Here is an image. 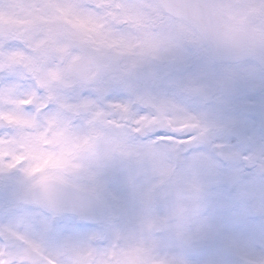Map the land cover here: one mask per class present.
I'll use <instances>...</instances> for the list:
<instances>
[{
    "label": "rangeland",
    "instance_id": "rangeland-1",
    "mask_svg": "<svg viewBox=\"0 0 264 264\" xmlns=\"http://www.w3.org/2000/svg\"><path fill=\"white\" fill-rule=\"evenodd\" d=\"M119 2L136 5L149 3L152 0H119ZM27 3L29 0H0V20L5 15L11 19L8 24L26 25L30 19L25 7ZM250 17L241 22L247 25ZM156 35L170 36L167 32ZM172 39L175 43V39L170 36L167 43L161 45L162 48H160L166 52H163L161 56L162 52L159 48L155 62L149 59L150 56L135 62L121 61L118 65L106 67L96 82L85 87L74 86L64 90L69 104L86 105L74 121V126L80 134H84V128L87 132L95 128L104 133L103 129L107 128V125L103 121L89 125V121L96 120L94 114L96 111L112 112L117 119L135 120L139 116L148 115L137 107L140 101L149 98L153 102L162 104V83L166 74L164 66L174 56L185 55L183 53L179 55L178 51L170 49L173 44ZM20 49V42H12L8 45L9 51ZM246 65H250L249 61ZM152 66L160 74L153 84H143L135 80L134 69ZM182 70H174L172 74ZM18 75H20L18 72L6 73L0 70L2 83L0 88L17 86L20 95L27 94L31 89L18 84ZM18 79L28 82L21 75ZM174 87L172 86L169 90L173 98ZM129 100L131 102L135 100L134 107ZM121 109H127V113H121ZM78 119L81 122H78ZM4 127L0 125V136L7 135ZM104 136L105 133L101 137ZM175 139L171 136L165 138L164 135L152 138L154 142L168 144ZM185 139L187 140L186 149L191 148L192 156L185 160V166L177 177L172 173L176 162L168 151V146L145 147L141 143H128L122 125L119 130L111 133L108 140V142L115 140L119 145L114 150L100 151L96 147L98 139L91 149L79 153L76 160L81 167L77 170L76 178L63 174L62 183L90 192L103 202L106 210L100 223L104 226V232L100 236L89 230L98 231L101 229L100 225L90 226L79 222L74 216L56 215L42 207L22 208L24 206L17 201V192H25L35 185L37 178L34 179L26 174L27 165L12 168L0 165V177L4 182L3 185L0 183V190H2L0 231L21 235L27 239V242L40 244L46 259L53 258L54 264H63L70 254L76 253L82 247H91L85 242L87 234L90 243L96 240L99 242L93 248H107L115 239L122 240L121 244L111 247L123 251L139 237L141 228L150 221L174 215L181 204H186L195 205L197 211L185 219L189 222L196 219L200 221L199 238L186 249L182 256L187 264H233L234 259L238 258L237 247L248 251H257L264 247V230L250 217L252 211H248L252 207L259 206L261 217L264 215V203H259L262 201L259 196L264 198V179L257 178L264 171L261 168L264 164V150L255 153L258 157L257 167L245 172L240 168L232 167L238 163L234 159L233 165L223 168L227 161L224 163L222 160L219 161V158L215 159L216 157L199 151V144L205 145V141L192 136ZM234 149L240 151L239 156L250 157L252 154V151L250 152L245 146L238 145ZM219 157L227 160L228 154L224 153ZM120 161L122 164H119ZM157 177L158 181H156ZM259 180L263 183L260 184ZM158 182V185L151 186ZM174 185H178V189ZM193 185L198 190H194ZM230 187H234L231 195L228 190ZM46 220L50 222L51 227H48ZM111 224H120L122 227L120 236ZM24 242L0 245V250L5 251L4 249L8 248L9 254L16 258L18 252L22 251L21 245ZM233 243L236 247L231 246ZM229 247L232 248L231 252Z\"/></svg>",
    "mask_w": 264,
    "mask_h": 264
},
{
    "label": "snow or ice",
    "instance_id": "snow-or-ice-1",
    "mask_svg": "<svg viewBox=\"0 0 264 264\" xmlns=\"http://www.w3.org/2000/svg\"><path fill=\"white\" fill-rule=\"evenodd\" d=\"M162 6L177 17L196 21L218 18L225 24L264 15V0L250 3L242 0H162ZM25 7L30 17L26 25L0 22V70L18 72L32 85V90L25 95L19 94L17 86L0 88V125L5 126L7 133L0 136V165L8 168L27 165L26 174L37 178L36 186L46 190L54 183L63 182L64 172L77 171L81 165L76 157L91 149L104 134L95 128L87 134L78 132L74 120L86 105L69 104L64 90L89 85L106 67L118 65L123 57L156 55L170 36L158 37L148 30L151 18L140 4L130 5L119 0H29ZM12 42H20L23 47L9 51L8 45ZM121 113L126 114L127 109H121ZM94 114L96 120L89 121L90 126L103 121L107 128L119 130L122 125L135 136L146 131L133 123L140 119H146L147 124L176 126L179 130L190 131L194 137L207 132L197 116L179 109L169 111L163 106L135 120L117 119L109 111ZM9 116L12 118H7ZM261 168L264 170V164ZM192 188L198 190L195 185ZM196 211L195 205L181 204L174 216L183 220ZM160 222L150 221L142 227L139 237L123 251L111 246L104 248L105 264H128L130 258L135 264H176L174 257L155 260L156 244L144 235L145 230L157 229ZM176 228L182 236L179 223ZM23 245L19 252L22 264L23 261L38 264L32 253L45 259L47 264H54L45 258L40 244L25 241ZM231 246L236 247L234 243ZM97 250L80 248L75 253V264H88ZM237 252L242 264H264V257H255L238 247Z\"/></svg>",
    "mask_w": 264,
    "mask_h": 264
},
{
    "label": "flooded vegetation",
    "instance_id": "flooded-vegetation-1",
    "mask_svg": "<svg viewBox=\"0 0 264 264\" xmlns=\"http://www.w3.org/2000/svg\"><path fill=\"white\" fill-rule=\"evenodd\" d=\"M186 40L191 46H195V42H197L191 38H186ZM202 48L204 49L203 46H198L200 54H202ZM182 61L187 63L190 59L185 56V60ZM201 62L202 59L197 64L200 66ZM195 63L194 59L193 65ZM188 66L191 67L192 63ZM171 67L170 72L173 71L175 64L172 63ZM194 74L193 77L182 74L183 77L181 75H175L172 78L166 76V84L174 83L178 85L185 98L192 102L191 106H185L169 99H166L161 106L169 111L179 109L190 115L197 116L202 125L207 128V132L203 136L208 143H219L215 145L219 150L231 149L234 143H239L233 137V133L235 136L245 133L246 137L247 135L258 133V119L256 116L247 111L238 121H234V114L235 111L241 112L243 106L257 107L264 110V73L259 68H238L231 64L221 63L201 66L197 68ZM234 81L236 84L241 85L242 90L236 97L229 98L225 94L223 84H227L226 90L232 92ZM192 82L198 84L195 87L198 90H194L195 88L190 86ZM151 112H148V114ZM174 129L176 133H179L177 127ZM256 142L258 146L252 147L249 145L247 138L245 146L248 149H264V137L262 135L261 142L258 140Z\"/></svg>",
    "mask_w": 264,
    "mask_h": 264
},
{
    "label": "clouds",
    "instance_id": "clouds-1",
    "mask_svg": "<svg viewBox=\"0 0 264 264\" xmlns=\"http://www.w3.org/2000/svg\"><path fill=\"white\" fill-rule=\"evenodd\" d=\"M179 2V0H177ZM218 2H229V0H218ZM244 3L258 2V0H242ZM142 5L143 12L150 17L148 30L154 34L167 32L173 38H191L198 42H211L217 44L214 28L218 26L221 21L218 18H213L211 20H201L196 21L189 17H177L171 15L164 10L162 6V0H152L149 3H143ZM151 5V7L149 6ZM122 29H125V26H120ZM249 30L264 32V15H253L250 17V22L247 24ZM127 30V29H125ZM138 34V33H133ZM167 43V41L165 42ZM139 52V50H137ZM159 49L157 50V53ZM149 56L140 54L134 56L123 57L122 61L135 62L139 59H144ZM43 92L42 89H38ZM138 127H144L147 124L146 119H140L133 121ZM178 126V125H177ZM105 136L101 137L97 141L96 147L100 151H112L118 147L115 140L108 142L109 137L113 131H117L114 128H105L103 129ZM23 166V165H22ZM35 179V177H34ZM41 187L37 186L36 191L40 192ZM167 220L161 219L160 224L157 229L148 232L145 230L144 235L152 239L156 247L153 251V258L155 260H160L161 258L168 256L169 258H175L176 264H184L186 260L182 258L183 253L186 249L194 244L200 235V221L198 219L192 220L191 222L186 219L179 220L174 215H169L166 217ZM180 224V232L183 235H179L176 225ZM24 245H21L23 248ZM255 257H264V247H261L257 251H250ZM33 259L38 261V264H47V261L40 256H37L35 253H32ZM107 260L106 250L98 249L88 261V264H105ZM76 256L70 254L67 259L64 260L63 264H75ZM0 262L2 264H22L20 259V254L16 255V258H13L8 251H3L0 254ZM23 264H29L28 261H23ZM111 264V262H109ZM233 264H242L241 257L238 255V258L234 259Z\"/></svg>",
    "mask_w": 264,
    "mask_h": 264
},
{
    "label": "water",
    "instance_id": "water-1",
    "mask_svg": "<svg viewBox=\"0 0 264 264\" xmlns=\"http://www.w3.org/2000/svg\"><path fill=\"white\" fill-rule=\"evenodd\" d=\"M214 35L217 44L206 42L211 55L216 60L229 59L231 61H237L244 58L252 57L256 59L264 67V37L257 34L249 33L242 26L229 25L220 23L214 28ZM227 52H234L233 57L226 56ZM138 77L147 80L150 77L148 72H137ZM74 175L73 172H70ZM25 202L31 203L36 201L33 196H22ZM54 205L49 198V205ZM76 213V211H73ZM104 212V209L100 213H97V219H99ZM80 214V212H77ZM82 218H86L83 214ZM91 216V215H90ZM89 217V216H88ZM89 220V218H86Z\"/></svg>",
    "mask_w": 264,
    "mask_h": 264
}]
</instances>
